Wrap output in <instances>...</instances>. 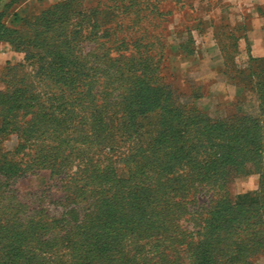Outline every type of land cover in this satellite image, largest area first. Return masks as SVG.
I'll return each instance as SVG.
<instances>
[{
  "label": "trees",
  "instance_id": "1",
  "mask_svg": "<svg viewBox=\"0 0 264 264\" xmlns=\"http://www.w3.org/2000/svg\"><path fill=\"white\" fill-rule=\"evenodd\" d=\"M42 15L32 26L31 38L27 32L13 31L28 57L32 49L37 52L35 57L40 56L39 68L35 67L39 82L24 83L13 90L12 99L6 97L12 105L0 128L16 133L19 143L13 153L3 155L0 165V264H183L184 255L191 259V264H252V259L264 254V56L250 57L248 66L240 69L235 56L221 48L224 64L233 66L237 76L246 78L243 89L255 95L256 113L214 119L189 106L179 120L181 112H177L182 106L175 100L169 116L161 114V130L175 132L178 140L187 139L188 146L177 145L172 151L158 155L161 142L151 136L144 146L129 149L126 156L132 162L130 174H139L145 181L173 174L181 181L209 186L215 191L217 197L195 219L197 231L193 234L178 225V216L160 217L156 213L160 205L152 198L143 204L138 199L130 201L124 191L117 190L111 196L112 185L121 180L112 177L104 165L110 162L104 157V149L114 145L115 133L122 134L124 139L135 134L139 140L145 132L135 129L136 119L148 118L151 113L157 115L162 102L177 99L176 92L168 90L163 98V90L143 88L137 82L141 75L133 73L132 80L136 81L125 88L118 101H113L109 89L99 90L100 75L90 78L75 55L79 47L77 38L83 37L86 17L83 11L73 10V0H69ZM76 16L81 17L79 25L70 30ZM4 35H0V41L16 46L17 37ZM230 38L238 50L239 38L235 35ZM18 70L24 72L23 80L31 75L23 64L13 66V72ZM101 74L106 76L107 72L103 70ZM233 76L229 78L235 79ZM119 78L123 83L127 80L124 72ZM52 82L55 89L49 91L46 88ZM118 114L120 121L116 122ZM186 166L190 172L184 176L180 171ZM73 167L76 170L70 180L83 185L79 188L83 202L90 195L94 198L96 190L91 192L90 186L105 187L108 200L117 202L116 207H110L114 215L107 213L108 205L100 202L99 197L90 203L96 205L80 218L70 213L75 209L52 221L30 220L14 210L12 181L34 168L62 174ZM249 169L259 174L258 195L251 203L234 202L229 198L227 186ZM176 205L179 212L186 210L181 201ZM118 217L122 219L118 221ZM114 225L123 228L118 227L116 233L112 231ZM155 226L158 231H151ZM125 239L139 245L142 242L143 248L133 252L122 245ZM178 244L182 246L180 251Z\"/></svg>",
  "mask_w": 264,
  "mask_h": 264
},
{
  "label": "rangeland",
  "instance_id": "2",
  "mask_svg": "<svg viewBox=\"0 0 264 264\" xmlns=\"http://www.w3.org/2000/svg\"><path fill=\"white\" fill-rule=\"evenodd\" d=\"M67 1L69 0H0V35L3 36L4 33V36L17 37L14 47L6 40L0 41V126L3 124V117L8 115V107L12 105L6 97L12 99L13 90L24 83L39 82L35 74L38 71L36 68H39L40 56L35 57L37 52L32 49L28 57L21 49L22 46L18 45L19 37L13 31L27 32L28 37L33 36L32 26L37 18ZM263 1L241 2L245 8L246 24L259 14L258 11L263 14L260 19L264 21ZM237 4L231 0H73V10L81 9L86 15L82 28L83 37L77 38L79 47L75 55L81 62L84 73L90 78L96 79L100 75L99 90L109 89L108 92L112 94L110 98L118 101L125 88L136 81L132 80V74L136 73L141 75L137 82L143 88L154 92L163 90L164 97L162 93L159 94L163 98L167 97L168 90L177 94V99L175 97L172 101L160 104L157 115L151 113L148 118L136 119L135 129H139L140 133L145 132L139 140L135 139V134L130 139H124L125 136L116 132L114 145L104 149V157L110 159L104 165H107L112 177L116 176L121 180L112 185L110 195L113 196L117 190L124 191L130 201L138 199L143 204L154 199L153 202L160 205L156 209L160 217L178 216V225L193 234L197 231L195 219H199L204 208L217 197L215 191L209 186L181 181L173 174L167 177H150V180L145 181L139 178V174H130L132 162L126 156L129 149L144 146L143 143L149 142L151 136L161 142L158 155L172 151L177 145L188 146L187 139L178 140L175 132L161 130V114L164 112V115L169 116L175 100L182 106L177 112H181L179 120L184 117L189 106L197 107L214 119L257 112L255 95L243 89V84L247 83L246 78L237 76L236 68L224 64L221 51L225 47L228 55H234L236 66L240 69L246 68L250 63L248 44L242 42L236 50L230 38L235 35L233 31H236L235 27L229 25L233 18L230 8L237 7ZM80 19L77 16L72 19L70 30L79 25ZM51 36L50 34L49 37ZM17 48L20 51L15 52ZM20 64L25 66V71L31 73L25 80L23 71L13 72V66ZM103 70L107 72L106 76L101 74ZM55 71L58 72V69ZM122 72L127 78L124 83L119 78ZM233 75L236 78L230 79ZM105 79L106 83H103ZM54 83H48V87H44L49 91L53 90ZM119 117L120 114L116 122L120 121ZM163 134L165 136L160 137ZM177 141L181 142L177 144ZM18 143L16 133L10 130L3 132L0 128V165L3 155L13 153ZM75 170L73 167L68 173L53 174L47 168H34L25 176L12 181L10 188L16 196L13 199L14 210L20 211L30 220L52 221L62 219L66 212L75 209L70 213L80 218L96 205L90 203L99 197L100 202L107 203V213L114 215L111 209L117 206V202L108 200L105 187L96 189L90 186L91 192L96 190L94 198L90 195V199L83 202L82 191H79L83 185L70 180ZM180 172L186 176L190 172L189 167L186 166ZM227 190L232 201L251 203L258 195L259 174L249 169L248 173L233 178ZM179 201L186 204V210L179 212L176 205ZM121 219L118 217V221ZM118 227L114 225L112 231L118 233ZM158 229L155 226L151 231L156 232ZM122 245L134 252L135 249L139 251L143 248L141 245L144 243L134 244L130 239H125ZM176 246L180 251L182 246ZM149 247L150 244L145 249L148 250ZM184 256L183 264H191V259ZM252 261V264H264V254H258Z\"/></svg>",
  "mask_w": 264,
  "mask_h": 264
},
{
  "label": "crops",
  "instance_id": "3",
  "mask_svg": "<svg viewBox=\"0 0 264 264\" xmlns=\"http://www.w3.org/2000/svg\"><path fill=\"white\" fill-rule=\"evenodd\" d=\"M233 3H238L237 7L230 8L232 13V20L229 22L231 27H235L236 31L235 36L239 39L237 44L241 45L242 42H245L249 46V56L252 58H261L264 56V21L260 18L263 14L254 16L249 24H246V17L244 15L245 8L242 6L243 0H231ZM263 1V0H262ZM264 2V1H263ZM222 10V9H221ZM222 13V11H221ZM256 15V14H255ZM16 52V51H15Z\"/></svg>",
  "mask_w": 264,
  "mask_h": 264
}]
</instances>
